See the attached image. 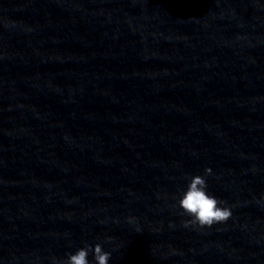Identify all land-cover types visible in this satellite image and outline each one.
Wrapping results in <instances>:
<instances>
[{
	"label": "clouds",
	"instance_id": "clouds-1",
	"mask_svg": "<svg viewBox=\"0 0 264 264\" xmlns=\"http://www.w3.org/2000/svg\"><path fill=\"white\" fill-rule=\"evenodd\" d=\"M212 173L211 168L204 170V175H194L190 178L186 189L181 193L178 207L182 209V215L190 217L185 221V227L189 225L200 228L211 227L215 223H223L232 216L229 207H222L226 202L210 195L207 191L206 176ZM131 221V218H129ZM92 254L94 264H109L111 252L105 251L101 244L85 245L74 253H68L63 260H54L53 264H93L89 261Z\"/></svg>",
	"mask_w": 264,
	"mask_h": 264
}]
</instances>
